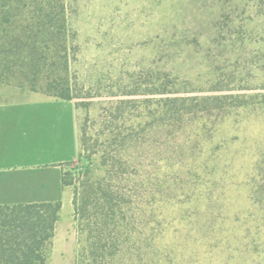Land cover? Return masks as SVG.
Listing matches in <instances>:
<instances>
[{
  "label": "trees",
  "instance_id": "trees-1",
  "mask_svg": "<svg viewBox=\"0 0 264 264\" xmlns=\"http://www.w3.org/2000/svg\"><path fill=\"white\" fill-rule=\"evenodd\" d=\"M215 1V8L205 3L210 10L203 12L209 11L210 27L202 24L204 33L183 42L202 55L194 66L185 55L182 68L198 67L200 74L176 71L172 60L167 70H148L117 92L84 95L71 71L75 46L68 1L0 0V69L38 78L46 94L73 99L76 121L80 110L86 115L77 124V159L86 165L73 190L83 237L74 264H122L123 254L148 240L135 225L156 203L154 186H185V202L200 200L220 164L204 154L222 124L231 116L238 121L249 109L264 111V0ZM67 175L63 187L72 184ZM256 192L264 196V184ZM60 207L0 206V264H49Z\"/></svg>",
  "mask_w": 264,
  "mask_h": 264
},
{
  "label": "rangeland",
  "instance_id": "rangeland-1",
  "mask_svg": "<svg viewBox=\"0 0 264 264\" xmlns=\"http://www.w3.org/2000/svg\"><path fill=\"white\" fill-rule=\"evenodd\" d=\"M67 1V24L75 46L71 71L84 95L90 90L96 95L117 92L145 78L148 70H167L172 60L176 71L201 73L198 67L182 68L185 55L192 56L191 66L202 55L198 48L187 50L183 42L204 33L202 24L210 27L205 22L209 11L203 12L210 10L205 3L215 8V0ZM46 91L38 78L28 80L20 72L0 69V99L2 94L20 99ZM85 116L84 111L77 112V124ZM215 136L204 156L215 155L220 164L200 191L203 197L185 202V186L172 185L171 191L166 182L154 186L156 203H150L147 216L135 225L138 236L148 240L123 254L122 264H264V210H260L264 196L256 192L264 184V111L249 109L238 121L229 117ZM220 142V148L212 150ZM85 165V159H77L66 167L72 192ZM169 195L180 197L167 201ZM79 232L73 218L69 264L75 263L83 239Z\"/></svg>",
  "mask_w": 264,
  "mask_h": 264
},
{
  "label": "crops",
  "instance_id": "crops-1",
  "mask_svg": "<svg viewBox=\"0 0 264 264\" xmlns=\"http://www.w3.org/2000/svg\"><path fill=\"white\" fill-rule=\"evenodd\" d=\"M0 99V206L60 202L49 264H69L74 241L73 192L63 187L67 164L78 158L73 99L45 93Z\"/></svg>",
  "mask_w": 264,
  "mask_h": 264
}]
</instances>
